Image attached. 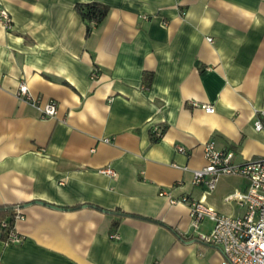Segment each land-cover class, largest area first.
Returning a JSON list of instances; mask_svg holds the SVG:
<instances>
[{
  "label": "crops",
  "instance_id": "crops-1",
  "mask_svg": "<svg viewBox=\"0 0 264 264\" xmlns=\"http://www.w3.org/2000/svg\"><path fill=\"white\" fill-rule=\"evenodd\" d=\"M88 2L108 6L89 33L76 8ZM1 10L11 20L0 21V207L19 205L23 218L19 242L0 238V264H223L187 203L171 199L243 212L224 197L245 178L208 190L191 171L208 139L236 163L264 157V0H0ZM22 80L55 101L54 117L16 96Z\"/></svg>",
  "mask_w": 264,
  "mask_h": 264
},
{
  "label": "built area",
  "instance_id": "built-area-1",
  "mask_svg": "<svg viewBox=\"0 0 264 264\" xmlns=\"http://www.w3.org/2000/svg\"><path fill=\"white\" fill-rule=\"evenodd\" d=\"M10 20L8 13L1 10L0 21L6 27H10ZM208 40L211 41L209 38ZM15 94L18 98L30 102L39 111L41 118L54 117L57 113L55 101L52 99L42 101L40 98L32 97L23 80L18 83ZM193 105L199 106L195 101ZM200 106L205 110H211L208 104ZM262 126L261 121H255L256 129H261ZM153 132L156 136L161 135L159 128H155ZM177 150L184 151L181 146H177ZM203 156L204 165L191 171L192 183L204 185L208 190H213L223 175L245 178L247 186L244 190L231 192L224 197L225 201L234 202L242 207V214L237 216L224 214L201 200L186 196L171 199V202L187 203L191 226L197 230L198 240L207 245L219 246L223 264H264V157L236 163L234 152L218 148L213 139H208L203 144ZM100 172L113 178L117 175L111 167L101 168ZM13 212L14 222L23 218L19 205L13 206ZM205 219L211 222V226L205 232L198 231ZM112 237L116 238L117 235ZM20 240L21 237L13 225L4 241L17 243Z\"/></svg>",
  "mask_w": 264,
  "mask_h": 264
},
{
  "label": "trees",
  "instance_id": "trees-1",
  "mask_svg": "<svg viewBox=\"0 0 264 264\" xmlns=\"http://www.w3.org/2000/svg\"><path fill=\"white\" fill-rule=\"evenodd\" d=\"M76 8L86 24V32L89 33L93 27V24H99L104 20L108 13V6L98 2L80 3L76 5ZM150 80V74L144 76V86L147 87ZM162 132V131H161ZM159 137L154 136V132L151 133V139L153 141L158 140ZM13 206L0 207V238L5 240L9 230L14 225V212Z\"/></svg>",
  "mask_w": 264,
  "mask_h": 264
}]
</instances>
